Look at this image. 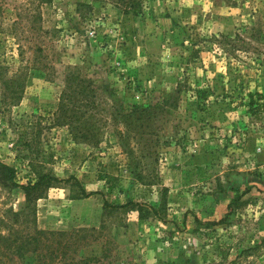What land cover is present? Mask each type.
<instances>
[{
	"label": "rangeland",
	"instance_id": "1",
	"mask_svg": "<svg viewBox=\"0 0 264 264\" xmlns=\"http://www.w3.org/2000/svg\"><path fill=\"white\" fill-rule=\"evenodd\" d=\"M123 1L0 0V161L76 178L36 224L86 229L85 264H264V0ZM71 69L100 104L61 110ZM23 197L0 184L1 209Z\"/></svg>",
	"mask_w": 264,
	"mask_h": 264
},
{
	"label": "trees",
	"instance_id": "2",
	"mask_svg": "<svg viewBox=\"0 0 264 264\" xmlns=\"http://www.w3.org/2000/svg\"><path fill=\"white\" fill-rule=\"evenodd\" d=\"M49 1L45 0V2ZM134 3L135 7L141 8V4L138 1ZM121 4L124 7L127 4L128 8L133 7L132 2L128 3V0L121 2ZM75 5L77 7L76 10H79V12L84 6L90 7L88 4H83L80 1H77ZM64 80L65 86L58 99V103L63 108L61 110H64V104H75V106L79 103L90 104V106L91 104H100V93L92 79L83 76L77 69H71L65 74ZM166 102L162 101L159 104H166ZM75 128H78V126ZM92 132L91 128L86 131L89 138L92 135L89 133ZM81 133L83 134L84 132ZM70 179H73L75 183H79L74 177L59 178L49 173H42L32 183L19 184L15 180L14 168L0 161V184L9 188L19 187L24 194L22 205L18 209L12 207L0 208V264L86 263L88 257L74 256L75 242L72 240V236L75 233L79 231L83 232L86 229L52 230L39 228L36 224V200L43 197L51 182L70 181ZM80 192L81 196L79 198L89 197L92 194L98 193L95 191L85 192L83 188H80ZM127 206L133 208L137 206L139 214L142 209L140 208L141 204L135 201L112 205L108 204L106 200L103 202V208L112 207L116 209ZM225 217L226 215L217 221H210L208 223L212 225L220 224L224 222ZM90 230H94V228ZM256 245L254 248L264 246V237Z\"/></svg>",
	"mask_w": 264,
	"mask_h": 264
}]
</instances>
